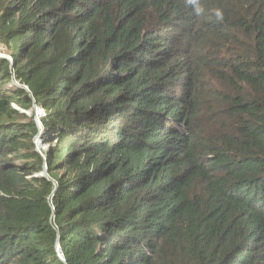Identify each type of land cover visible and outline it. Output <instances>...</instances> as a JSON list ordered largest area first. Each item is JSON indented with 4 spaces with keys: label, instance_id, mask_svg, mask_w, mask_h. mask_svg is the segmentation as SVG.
Instances as JSON below:
<instances>
[{
    "label": "trees",
    "instance_id": "16d2710c",
    "mask_svg": "<svg viewBox=\"0 0 264 264\" xmlns=\"http://www.w3.org/2000/svg\"><path fill=\"white\" fill-rule=\"evenodd\" d=\"M0 50V264H264V0H0Z\"/></svg>",
    "mask_w": 264,
    "mask_h": 264
},
{
    "label": "rangeland",
    "instance_id": "374dc122",
    "mask_svg": "<svg viewBox=\"0 0 264 264\" xmlns=\"http://www.w3.org/2000/svg\"><path fill=\"white\" fill-rule=\"evenodd\" d=\"M0 58H8L10 61L12 60V57L10 56V54L1 52V50H0ZM14 86L15 87H23V88L27 89L26 86L22 85L16 79H13L12 83L9 85L10 88H13ZM13 107L22 113H26L29 117L34 114V119L39 126V133L34 137V145H35V149L39 153L44 154V151H46L48 149V144L46 142V137L44 135V130H43V124L41 121V118L45 115L44 109L39 107L36 104L34 105V107L31 110H25L21 106H19L17 103H13ZM17 118L21 119L20 117H17ZM40 174L46 176L47 170L44 169L43 172H41Z\"/></svg>",
    "mask_w": 264,
    "mask_h": 264
},
{
    "label": "built area",
    "instance_id": "2783aa9c",
    "mask_svg": "<svg viewBox=\"0 0 264 264\" xmlns=\"http://www.w3.org/2000/svg\"><path fill=\"white\" fill-rule=\"evenodd\" d=\"M57 250H58L60 258L64 261H66L65 255H64L62 248H61V245L59 243H57Z\"/></svg>",
    "mask_w": 264,
    "mask_h": 264
},
{
    "label": "clouds",
    "instance_id": "9594fccd",
    "mask_svg": "<svg viewBox=\"0 0 264 264\" xmlns=\"http://www.w3.org/2000/svg\"><path fill=\"white\" fill-rule=\"evenodd\" d=\"M216 15H217L218 18H222V13L220 11H217Z\"/></svg>",
    "mask_w": 264,
    "mask_h": 264
},
{
    "label": "water",
    "instance_id": "95a60500",
    "mask_svg": "<svg viewBox=\"0 0 264 264\" xmlns=\"http://www.w3.org/2000/svg\"><path fill=\"white\" fill-rule=\"evenodd\" d=\"M45 170H47V165L45 164ZM59 243V242H58Z\"/></svg>",
    "mask_w": 264,
    "mask_h": 264
}]
</instances>
